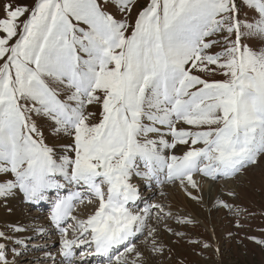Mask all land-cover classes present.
Returning <instances> with one entry per match:
<instances>
[{
  "label": "snow or ice",
  "instance_id": "obj_1",
  "mask_svg": "<svg viewBox=\"0 0 264 264\" xmlns=\"http://www.w3.org/2000/svg\"><path fill=\"white\" fill-rule=\"evenodd\" d=\"M253 169L264 173V0L4 4L0 206L47 205V227L0 224V264H166L197 221L163 201L137 207L133 181L200 206L208 183L212 208L243 228L255 213L237 188Z\"/></svg>",
  "mask_w": 264,
  "mask_h": 264
},
{
  "label": "rangeland",
  "instance_id": "obj_2",
  "mask_svg": "<svg viewBox=\"0 0 264 264\" xmlns=\"http://www.w3.org/2000/svg\"><path fill=\"white\" fill-rule=\"evenodd\" d=\"M9 2L13 4L31 3V0H0V17L4 15V4ZM139 3L144 4L146 0H139ZM135 181L138 185V181ZM216 188L218 189L219 185ZM167 191L168 196L160 197L157 190L151 197L153 198L152 202L163 201L165 204H172L174 208L180 209L183 213L191 214L197 223L188 226L187 229H182L188 233V237L173 246V258L166 261V264H179L181 260L183 264H264V246L247 238L249 236H255L258 239L264 238V232L261 231L264 229L263 225L261 228L251 227L254 215L240 217L239 220L244 224V227L237 228L235 227L237 217L230 215L227 210L216 211L212 208L211 198L216 194V189H213L211 193L208 191L206 194L204 191L205 204L203 206L189 205L188 202H194L185 200L182 192L172 189H167ZM237 191L240 193V197L235 203L248 211L249 208L254 210L250 212L255 214L257 212L261 214V219H264V173L260 169L250 170ZM20 205L23 208L22 202ZM20 210L24 211V208ZM24 214L27 216L29 213L25 210ZM34 222L39 221L35 220ZM173 226L175 227L174 224ZM189 238L207 242L212 247L202 249L199 245L188 243ZM171 240L175 241L176 238L172 237ZM36 241L44 242L38 239ZM163 242L169 243L167 234L163 236ZM37 252L39 251H36L35 254ZM35 254H29L28 258L34 259L32 256Z\"/></svg>",
  "mask_w": 264,
  "mask_h": 264
},
{
  "label": "bare ground",
  "instance_id": "obj_3",
  "mask_svg": "<svg viewBox=\"0 0 264 264\" xmlns=\"http://www.w3.org/2000/svg\"><path fill=\"white\" fill-rule=\"evenodd\" d=\"M137 181H138V187L140 188V193H141V200L138 202V204H140L143 200H146L148 202H152L153 198H151V197H152V195L155 194V192L157 190H154L153 188L145 187L144 183L142 181H140L139 179H137ZM134 183H136V181H134ZM166 191H167V189H166ZM204 191H205V194L209 191L208 183H205ZM186 199L187 198L185 197V200ZM20 203H21V201L19 199L15 200L11 203L10 207L13 209V211L11 213L8 212L7 207L0 206V224L17 223V224H23V225H28V226H32L33 224H35V225H43V226L47 227V221L46 220H43L41 222V220L38 219L36 221H39V222H34V221L32 222V216H30V214L25 216L24 211L26 209L24 208V211H21L20 209H23V208H21ZM188 203H189V205H191V204L197 205L195 202L194 203L188 202ZM33 216L34 217H37V216L40 217L38 214H34ZM20 238L21 239H27V236L22 235ZM49 243H51V241H49ZM31 254H33V252ZM42 255H43V253H39L38 256L33 255L32 257H34V259H37L38 257H41ZM94 260H96V259H94Z\"/></svg>",
  "mask_w": 264,
  "mask_h": 264
},
{
  "label": "trees",
  "instance_id": "obj_4",
  "mask_svg": "<svg viewBox=\"0 0 264 264\" xmlns=\"http://www.w3.org/2000/svg\"><path fill=\"white\" fill-rule=\"evenodd\" d=\"M255 217H256V222H257L256 226L263 225V221H261L260 216L256 215Z\"/></svg>",
  "mask_w": 264,
  "mask_h": 264
}]
</instances>
